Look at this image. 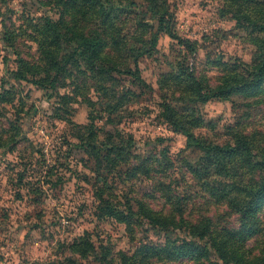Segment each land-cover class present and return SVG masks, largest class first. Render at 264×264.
Instances as JSON below:
<instances>
[{
    "label": "rangeland",
    "instance_id": "1",
    "mask_svg": "<svg viewBox=\"0 0 264 264\" xmlns=\"http://www.w3.org/2000/svg\"><path fill=\"white\" fill-rule=\"evenodd\" d=\"M167 2L174 14L175 32L189 39L194 50L179 45L164 32L158 33L150 53L137 60V78L113 74V93L105 99L90 87L89 92L85 91L86 85L65 74L59 75L55 90L42 89L31 80L13 78L18 62L8 43L2 40V32L14 31L13 47L23 58L35 60L37 45L29 38V22L40 17L56 20L58 15L56 7L40 6L37 0H0V94L8 90L13 97L12 102L0 100V142L12 139L7 148H0V264H56L65 257L75 260L76 264H101L106 248L115 254L134 246L123 223L108 218L100 220L96 216L95 163L79 148L75 138L76 134L83 133L78 130L79 126L90 122L98 140L104 138L105 133L119 132L132 136L136 152L167 150L173 163L169 172L180 182L179 193L189 191L192 195L187 204V208L194 207L191 217L223 213V206L208 204L193 195L198 185L191 168L199 166L203 153L188 146L183 134L173 131L162 115V103H170L190 120L201 117L203 121L198 125L202 126L194 127V132L210 141L222 143L230 137L227 133L236 128L256 134L264 145V86L255 96L233 94L228 99L214 97L202 102L183 98L185 94L163 81L179 69L187 68L204 84L217 86L226 73L222 63H252L258 54L251 42L254 33L245 28L248 25L239 27L231 14L225 13L223 0ZM140 9L136 8L134 13L138 19L146 14ZM144 20L155 25L150 14ZM155 26L147 36L156 31ZM64 53L68 51H62ZM244 69V66L239 67L237 73ZM77 85L79 89L73 92ZM86 97L93 103L87 102ZM118 104L121 106L117 111L109 115L112 106ZM122 177L108 175L110 190L121 207L132 197L140 198L141 193L151 191L150 182L146 180ZM148 203L156 209L166 205L161 198L148 200ZM229 220L233 225L236 223L235 216ZM132 230L138 231L137 238L162 239L152 230ZM85 232L90 234L94 251L80 258L67 249L68 242ZM169 236L182 237L176 231ZM211 254L216 264H223ZM170 264L197 263L183 259Z\"/></svg>",
    "mask_w": 264,
    "mask_h": 264
},
{
    "label": "trees",
    "instance_id": "2",
    "mask_svg": "<svg viewBox=\"0 0 264 264\" xmlns=\"http://www.w3.org/2000/svg\"><path fill=\"white\" fill-rule=\"evenodd\" d=\"M40 6L57 9L56 20L40 17L30 21V40L36 45L35 60L23 58L14 48L16 33L4 30L1 38L15 54L18 69L12 72L17 80H31L42 89L55 90L61 74L72 76L107 99L112 95L113 74L136 76L139 72L138 58L150 53L158 33L164 32L177 40L181 46L194 50L189 39L181 38L173 28L174 14L167 0H37ZM225 13H230L237 25L247 26L254 36L251 42L258 54L251 64L234 62L225 66L222 82L215 87L195 78L188 69L168 75L163 84L171 83L190 101H208L219 97L228 99L230 95H257L264 86V0H223ZM140 7L141 19L134 16ZM150 14L155 25L144 20ZM156 31L149 30L154 28ZM147 38V39H146ZM134 43L131 45V42ZM140 43V46H136ZM146 43L148 47H141ZM136 53H130L134 49ZM62 51L68 53L62 54ZM131 59V63L128 60ZM244 71L237 73L239 67ZM30 78V79H27ZM140 80V79H138ZM79 89L77 85L73 92ZM87 96V95H86ZM87 98V97H86ZM0 100L12 102L8 90L0 94ZM87 102L93 103L89 98ZM121 104L114 105L109 115L117 111ZM162 115L173 131L183 134L188 146L202 151L199 166L191 168L197 179L195 197L208 204L223 206V213L214 216L196 214L190 216L194 207L187 208L191 193H179V183L173 179V167L168 151L142 154L134 149L131 135L105 133L98 140L92 130V122L79 126L81 132L75 135L79 148L95 163L97 181L95 198L98 219H114L125 225V231L132 249L118 250L112 254L107 248L101 256V264H170L173 261L189 259L197 264H216L211 252L223 264H264V145L257 135L232 128L230 137L222 143L210 141L196 134L194 127L203 120L201 117L188 119L170 103H162ZM196 125L189 127V125ZM12 142H0L4 150ZM123 168V169H119ZM104 172H106L104 174ZM203 172V173H202ZM257 172L260 175H257ZM122 179L136 178L150 182L151 191L141 193L126 201L121 207L116 203L108 175ZM113 176V175H111ZM127 180V178L125 179ZM164 180V181H163ZM161 198L166 203L161 208H153L148 200ZM211 200L213 202H211ZM131 202V203H130ZM235 216V224L229 218ZM229 220V221H228ZM148 227V229H146ZM152 230L161 240L137 238L134 230ZM179 232L178 239L169 236ZM147 239V238H146ZM249 243V244H248ZM69 251L85 258L94 251V244L88 232L72 238L68 242ZM257 250V252H255ZM56 264H76L65 257Z\"/></svg>",
    "mask_w": 264,
    "mask_h": 264
}]
</instances>
